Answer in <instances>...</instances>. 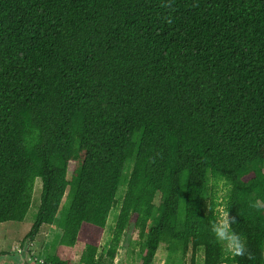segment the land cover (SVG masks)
Returning a JSON list of instances; mask_svg holds the SVG:
<instances>
[{
  "label": "trees",
  "instance_id": "trees-1",
  "mask_svg": "<svg viewBox=\"0 0 264 264\" xmlns=\"http://www.w3.org/2000/svg\"><path fill=\"white\" fill-rule=\"evenodd\" d=\"M36 179L52 264H97L123 185L104 264L128 229L140 264H264V0H0V224Z\"/></svg>",
  "mask_w": 264,
  "mask_h": 264
},
{
  "label": "rangeland",
  "instance_id": "rangeland-1",
  "mask_svg": "<svg viewBox=\"0 0 264 264\" xmlns=\"http://www.w3.org/2000/svg\"><path fill=\"white\" fill-rule=\"evenodd\" d=\"M73 164L68 167V177L70 176ZM132 162H127L124 169V174L127 177L130 173ZM125 191V185L118 188L116 193L117 205L108 216L105 230L99 243V250L97 254V264H104L106 262L105 253L109 246L112 229L116 221V217L119 211V206ZM41 193V181L36 179L33 189V195L31 205L27 215L21 223L8 222L0 224V264H16L15 254L19 249H25L28 253V257L35 264H52L49 262L48 257L55 254L56 239L60 234L56 224H53L49 228H41L35 239L31 243H24L23 239L29 232L30 227L34 222V218L39 207ZM210 192H207V198ZM224 191L219 193V197L223 196ZM219 216V224L225 219V215L221 213ZM137 233L128 229L123 235L120 243L117 255L112 264H140L141 249L138 243ZM82 248L76 247L70 251L64 250L61 258H68L69 264H80L79 256ZM167 257V251L165 245H160L156 255L152 261V264H164ZM190 251L183 264H189ZM176 264H182L180 260L176 261ZM196 264H203V251L200 249L196 254Z\"/></svg>",
  "mask_w": 264,
  "mask_h": 264
},
{
  "label": "clouds",
  "instance_id": "clouds-1",
  "mask_svg": "<svg viewBox=\"0 0 264 264\" xmlns=\"http://www.w3.org/2000/svg\"><path fill=\"white\" fill-rule=\"evenodd\" d=\"M224 215L227 217V212ZM213 232L217 241L225 245L232 255H243L245 253V247L241 237L231 231L227 219L222 220L218 226H214Z\"/></svg>",
  "mask_w": 264,
  "mask_h": 264
},
{
  "label": "flooded vegetation",
  "instance_id": "flooded-vegetation-1",
  "mask_svg": "<svg viewBox=\"0 0 264 264\" xmlns=\"http://www.w3.org/2000/svg\"><path fill=\"white\" fill-rule=\"evenodd\" d=\"M15 261L16 264H22L29 261L31 264H35L31 259L28 257V253L25 249H19L15 254Z\"/></svg>",
  "mask_w": 264,
  "mask_h": 264
},
{
  "label": "water",
  "instance_id": "water-1",
  "mask_svg": "<svg viewBox=\"0 0 264 264\" xmlns=\"http://www.w3.org/2000/svg\"><path fill=\"white\" fill-rule=\"evenodd\" d=\"M22 264H31L29 261L25 262V263H22Z\"/></svg>",
  "mask_w": 264,
  "mask_h": 264
}]
</instances>
